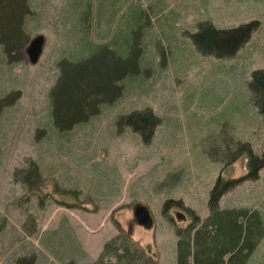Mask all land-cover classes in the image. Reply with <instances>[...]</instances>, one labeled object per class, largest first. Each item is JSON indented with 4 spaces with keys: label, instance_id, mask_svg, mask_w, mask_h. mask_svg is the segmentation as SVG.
Wrapping results in <instances>:
<instances>
[{
    "label": "rangeland",
    "instance_id": "rangeland-1",
    "mask_svg": "<svg viewBox=\"0 0 264 264\" xmlns=\"http://www.w3.org/2000/svg\"><path fill=\"white\" fill-rule=\"evenodd\" d=\"M30 6L20 60L0 51V264L21 256H34V264H92L121 233L151 264H177L179 233L209 214L219 178L234 183L221 207H249L264 219V168L251 174L242 152L248 146L264 152V118L249 85L253 71L264 68V0H30ZM144 10L139 73L96 115L59 130L52 90L60 61L66 59L67 84L75 69L83 70L72 62L86 54L87 41L124 34L120 23L132 34L129 15ZM206 21L256 28L232 57L218 58L201 53L192 38ZM39 35L45 45L33 64L27 46ZM114 49L93 61L127 56ZM134 111L160 117L149 141L118 122ZM35 169L28 186L24 179ZM138 205L149 210L151 228L138 223ZM106 262L121 264L114 257ZM247 264H264V237Z\"/></svg>",
    "mask_w": 264,
    "mask_h": 264
},
{
    "label": "trees",
    "instance_id": "trees-1",
    "mask_svg": "<svg viewBox=\"0 0 264 264\" xmlns=\"http://www.w3.org/2000/svg\"><path fill=\"white\" fill-rule=\"evenodd\" d=\"M30 13V0H0V51L12 62L20 60L19 55L29 40L25 22ZM148 16L145 10L136 16L129 15L134 23L132 34H128L123 23H120V30L126 33L121 34L123 39L118 34L107 42L87 41L86 54L72 62L73 65H81L79 69L84 66L83 70L75 69L67 84L62 66L66 59L60 61L61 74L52 90V118L59 130L70 129L96 115L102 105L122 94L126 80L139 73L141 67L136 64L140 52L139 27ZM255 28L253 23H249L220 29L206 21L199 24L192 38L198 50L205 55L232 57L250 39ZM109 47L121 50L128 59L127 56H121L115 61H93L92 56ZM115 49V53L120 55ZM249 85L254 104L264 118V68L253 71ZM117 120L120 124L132 126L143 135L145 141L150 140L155 126L160 123V117L146 111H134ZM242 152L248 153L251 174L256 176L264 168V152L261 155L254 154L249 146ZM36 174H39L37 169L29 172L24 182L30 186L29 182L34 180L32 176L36 179ZM233 186V180H217L209 199V214L202 220L194 217L187 233H179L177 264H247L264 237V219L256 209L220 206L223 195ZM121 235L126 239L123 245L119 243ZM121 235L108 241L99 259L92 264H111L106 262L111 257L121 264H151V257L144 249L127 235ZM34 263V256H21L14 264ZM67 264L77 263L72 260Z\"/></svg>",
    "mask_w": 264,
    "mask_h": 264
},
{
    "label": "water",
    "instance_id": "water-1",
    "mask_svg": "<svg viewBox=\"0 0 264 264\" xmlns=\"http://www.w3.org/2000/svg\"><path fill=\"white\" fill-rule=\"evenodd\" d=\"M44 45L45 38L42 35L31 39L30 43L27 46V53L30 56L31 63L36 64L39 61L43 52ZM135 216L140 225L147 228H151L153 226V219L149 210L145 206L138 205L135 208Z\"/></svg>",
    "mask_w": 264,
    "mask_h": 264
}]
</instances>
